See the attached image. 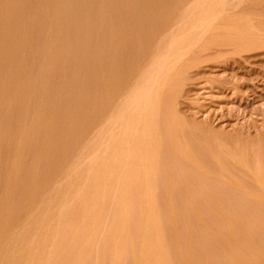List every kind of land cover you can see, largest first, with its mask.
<instances>
[{
	"label": "rangeland",
	"instance_id": "374dc122",
	"mask_svg": "<svg viewBox=\"0 0 264 264\" xmlns=\"http://www.w3.org/2000/svg\"><path fill=\"white\" fill-rule=\"evenodd\" d=\"M0 264H264V0H0Z\"/></svg>",
	"mask_w": 264,
	"mask_h": 264
},
{
	"label": "bare ground",
	"instance_id": "6f19581e",
	"mask_svg": "<svg viewBox=\"0 0 264 264\" xmlns=\"http://www.w3.org/2000/svg\"><path fill=\"white\" fill-rule=\"evenodd\" d=\"M103 1H104V0H103ZM108 1H109V0H108ZM155 1H156V0H155ZM166 1H167V0H166ZM102 3H103V2H102ZM122 3H123V2H122ZM115 4H116V3H115ZM167 4H168V3H167ZM125 5H126V4H125ZM122 6H123V5H122ZM143 6H144V5H143ZM100 7H101V6H100ZM122 9H123V8H122ZM128 9H129V8H128ZM142 9H143V8H142ZM147 10H148V8H147ZM169 10H170V9H169ZM108 11H109V10H108ZM143 11H144V10H143ZM171 11H172V10H171ZM110 12H111V11H110ZM120 12H121V11H120ZM120 12H119V13H120ZM122 12H123V11H122ZM169 12H170V11H169ZM98 13H99V12H98ZM103 13L105 14L104 11H103ZM111 13H112V12H111ZM115 13H116V12H115ZM126 13H127V12H126ZM154 13H155V11H154ZM175 13H176V12H175ZM108 14H109V13H108ZM143 14H144V13H143ZM157 14H158V13H157ZM118 15H119V14H118ZM123 15H124V14H123ZM134 15H135V14H134ZM96 16H97V15H96ZM112 16H113V15H112ZM109 17H110V16H109ZM119 17H120V16H119ZM157 17H158V16H157ZM159 17H160V16H159ZM102 18H104V17H102ZM102 18H101V20H102ZM105 18H106V17H105ZM107 18H108V17H107ZM107 18H106V19H107ZM114 18H115V16H114ZM125 18H126V17H125ZM127 18H128V17H127ZM160 18H161V17H160ZM164 18H165V17H164ZM167 18H168V17H167ZM99 19H100V18H99ZM106 19H105V20H106ZM108 19H109V18H108ZM165 19H166V18H165ZM114 20H115V19H113V17H112L111 20L109 19V20L106 21V22H107L106 25L108 26V31H107L108 34L105 33L106 31H105V29H104V28L106 27L105 24H104L105 21H104V22L101 21V22L99 23V24H100V25H99V27H100V29H99V30H100V34H99V33H97V34H99L101 40H103V41H101V40L98 38V39L100 40L99 42H100V44H101V45L99 44V45H100L99 48L102 49V51H103V49H105V47H104V46H105V45H104V42H105L106 38H104V37H107V38H108V41L105 42V43H108V42H109L108 44L110 45V47H112V46H114V45L117 47V44L115 43V42H117V41H116L117 38L115 37V32H116V28H117V27H116V24H118V23H116L115 21H119V18H118V20H117V18H116L115 21H114ZM133 20H134V19H133ZM155 20H156V19H155ZM96 21H97V20H96ZM156 21H157V20H156ZM106 22H105V23H106ZM131 22H132V21H131ZM131 22H130V23H131ZM153 22H154V21H153ZM108 23H109V25H108ZM115 23H116V24H115ZM124 23H125V22H124ZM102 24H104V25H103L104 27L102 26ZM112 24H115V25H114V27H116L115 29H114V27H113ZM159 24H161V23H159ZM118 25H119V24H118ZM125 25H126V24H125ZM130 25H131V24H130ZM162 25H163V24H162ZM166 25H167V24H166ZM139 26H140V25H139ZM156 26H157V25H156ZM145 27H148V26H145ZM136 28H137V27H136ZM142 28H143V27H142ZM152 28H153V27H152ZM160 28H161V27H160ZM118 29H119V26H118L117 30H118ZM121 29H123V28H121ZM128 29H129V28H128ZM131 29H132V28H131ZM134 29H135V28H134ZM135 30H136V29H135ZM151 30H152V29H151ZM86 31H87V30H86ZM124 32H125V31H124ZM126 32H128V31H126ZM118 33H119V32H118ZM138 33H139V32H138ZM87 34H88V33H87ZM105 34H107V35H105ZM116 34H117V33H116ZM90 35H91V34H90ZM118 35H119V34H117V36H118ZM87 36H88V35H87ZM145 36H146V35H145ZM118 37H119V36H118ZM122 37H123V35H122ZM122 37H121V38H122ZM136 37H137V36H136ZM140 37H142V36H140ZM140 37H139V38H140ZM139 38H138V39H139ZM154 38H155V37H154ZM98 39H97V40H98ZM119 39H120V37H119ZM126 39H127V38H126ZM138 39H137V40H138ZM141 39H142V38H141ZM149 39H150V38H149ZM83 40H84V39H83ZM97 40H96V42H97ZM117 40H118V39H117ZM84 41H85V40H84ZM86 41H87V40H86ZM146 42H147V41H146ZM119 43H120V41H119ZM141 43H142V42H141ZM125 44H126V43H125ZM99 45H98V46H99ZM95 46H96V45H95ZM119 46H120V45L118 44V47H119ZM133 46H134V44H133ZM140 46H141V45H140ZM116 47H115L114 49H113V47L111 48V50H114V51H112V52H115L116 49H117V50L119 49V48H116ZM138 47H139V46H138ZM106 48H108V50H109L110 53H111V50L109 49V46H108V45L106 46ZM125 48H126V47H125ZM88 49H89V48H88ZM141 50H142V48H141ZM100 51H101V50H100ZM104 51H105V50H104ZM106 51H107V50H106ZM128 51H129V50H128ZM130 51H131V50H130ZM135 51H136V50H135ZM144 51H145V50H144ZM131 52H132V51H131ZM110 53H109V57H110ZM116 53L118 54V52H115V54H116ZM107 54H108V53H107ZM113 54H114V53H113ZM117 54H116V55H117ZM99 55H100V54H99ZM116 55H115V56H116ZM124 55H125V54H124ZM127 55H128V54H127ZM133 55H134V54H133ZM141 55H142V54H141ZM135 56H136V55H135ZM138 56L140 57V53H139ZM94 57H96V56L94 55ZM104 57H105V56H104ZM109 57H108V62H109V59H110ZM111 57H112V56H111ZM116 57H117V56H116ZM142 57H143V56H142ZM144 57H145V56H144ZM102 58H103V57H102ZM113 58H115V57H113ZM98 59H99V58H98ZM100 60H101V59H100ZM100 60H99V61H100ZM103 60H104V58H103ZM103 60H101V61H103ZM106 60H107V59H106ZM113 60H114V59H113ZM116 60H117V59H116ZM101 61H100V62H101ZM111 61H112V60H111ZM143 61H145V60H143ZM108 62H107V63H108ZM112 62H113V61H112ZM120 62H121V61H120ZM103 63H104V62H103ZM115 63H116V62H115V60H114V64H113V65H111V63H108L109 66H106V65H107V64H106V65H105L106 67L104 66V67L100 70V71H102L101 73L105 75L107 72L112 71L111 68H113V66L115 65ZM135 63H136V62H135ZM140 63H141V61H140ZM118 64H119V63H118ZM125 64H126V63H125ZM102 65H104V64H102ZM116 65H117V64H116ZM119 65H120V64H119ZM128 65H129V64H128ZM131 65H132V64H131ZM117 66H118V65H117ZM107 67H108V68H107ZM124 67H125V66H124ZM137 67H138V66H137ZM98 68H99V67H98ZM116 68H117V67H116ZM114 69H115V67H114ZM126 69H127V68H126ZM122 70H123V69H122ZM131 70H132V69H131ZM144 70H145V69H144ZM116 71H117V70H116ZM116 71L113 70V71H112V74H113V72H115V73L117 74L118 72H116ZM135 71H136V70H135ZM142 71H143V70H142ZM132 72H133V71H132ZM101 73H100V74H101ZM110 73H111V72H110ZM115 73H114V75H115ZM129 73H130V72H129ZM142 73H144V71H143ZM10 74H11V73H10ZM108 74H109V73H108ZM112 74H109V75H107V76H110V75H111V77L113 78L114 75L112 76ZM120 74H121V73H120ZM132 74H134V72H133ZM137 74H138V73H137ZM144 74H146V73H144ZM135 75H136V73H135ZM141 75H142V74H140V76H141ZM101 76H102V75H101ZM107 76L105 75V77H107ZM130 76L133 77V78H135V76H132V75H130ZM99 77H100V76H99ZM102 77H103V76H102ZM116 77H117V75H116ZM116 77H114V79H115ZM119 78H120V76H119ZM140 78L142 79V77H140ZM116 79H117V78H116ZM121 79H122V78H121ZM106 80H108V79H106ZM112 80H113V79H112ZM129 80H130V79H129ZM129 80H128V81H129ZM131 80H132V79H131ZM138 80H139V79H138ZM81 81H82V80H81ZM95 81H96V80H95ZM98 81H99V80H98ZM102 82H103V81H102ZM105 82H106V81H105ZM105 82H103V84H104L103 86H105ZM108 82H109V81H108ZM118 82H119V81H118ZM81 83H82V82H81ZM110 83H111V82H110ZM110 83H108V84L110 85ZM133 83H134V82H133ZM135 83H136V82H135ZM137 83H139V85H140V82H139V81H138ZM143 83H144V82H142V84H143ZM106 84H107V83H106ZM108 84H107L106 86H108ZM112 84H113V82H112ZM114 84H115V83H114ZM121 84H122V83H121ZM126 84H127V83H126ZM115 85H116V84H115ZM117 85H118V84H117ZM136 85H137V84H136ZM136 85H135L134 87H137ZM118 86H119V85H118ZM118 86H117V87H118ZM121 86H122V85H121ZM140 86H141V85H140ZM143 86H144V85H143ZM108 87H109V86H108ZM110 87H112V86L110 85ZM100 88H101V85H100ZM103 88H104V87H103ZM105 89H106V88H105ZM110 89H112V88H110ZM116 89H117V88H116ZM116 89H115V90H116ZM129 89H130V87H129ZM141 89H142V88H141ZM93 91H94V90H93ZM102 91H103V90H102ZM104 91L106 92V90H104ZM107 91H108V88H107ZM116 91H117V90H116ZM122 91H123V90H122ZM127 91H129V90H128V87H127ZM137 91H138V90H137ZM101 93H102V92H101ZM106 93H107V92H106ZM110 93H111V92H110V90H109V93H108L109 96H110ZM128 93H129V92H128ZM14 95H15V94H14ZM101 95L103 96V94H101ZM128 95H130V94H128ZM128 95H127V96H128ZM102 96H101V97H102ZM106 96H107V95H106ZM131 96H132V95H131ZM135 96H136V95H135ZM107 97H108V96H107ZM126 98H127V97H126ZM132 98H133V96H132ZM136 98H137V97H136ZM136 98H135V99L133 98L134 101L136 100ZM11 99H12V98H11ZM96 100H97V99H96ZM105 100H106V99H105ZM112 100H113V99H112ZM114 100H115V98H114ZM116 100H117V99H116ZM123 100H124V99H123ZM128 100H129V99H128ZM117 101H118V100H117ZM119 101H120V100H119ZM140 101H141V100H140ZM12 102H13V101H12ZM98 102H100V101H98ZM121 102H122V101H121ZM121 102H120V104H121ZM123 102H124V101H123ZM138 102H139V101H138ZM127 103H128V102H127ZM134 103L136 104V102H134ZM104 104H105V102H104ZM111 104H112V103H111ZM114 104H115V103H114ZM114 104H113V105H114ZM117 104H118V103H117ZM129 104H130V103H129ZM135 104H134V106H135ZM99 105H100V104H99ZM116 106H117V105H116ZM121 106H122V105H121ZM129 106H130V105H129ZM102 107H103V106H102ZM104 107H105V106H104ZM118 107H120V105H118ZM123 107H124V106H123ZM123 107H122V108H123ZM109 108H110V107H109ZM120 108H121V107H120ZM120 108H119V109H120ZM127 108H128V106H127ZM134 108H135V107H134ZM142 108H143V107H142ZM98 109H99V108H98ZM120 110H121V109H120ZM123 110H124V109H123ZM139 111H140V110H139ZM136 112H137V111H136ZM99 114H100V113H99ZM136 114H137V113H136ZM138 114H139V113H138ZM114 115H115V113H114ZM114 115H113V116H114ZM132 115H133V114H132ZM110 116H111V114H110ZM105 117H106V116H105ZM129 118H130V117H129ZM110 119H111V118H110ZM115 121H116V120H115ZM103 122H104V121H103ZM138 122H139V121H138ZM107 123H108V122H107ZM125 123H126V122H125ZM131 123H132V122H131ZM111 126H112V123H111ZM126 126H127V125H126ZM102 127H103V126H102ZM125 128H126V127H125ZM111 129H112V128H111ZM89 130H90V129H89ZM120 130H121V129H120ZM122 130H123V129H122ZM109 131H110V130H109ZM88 132H89V131H88ZM89 133H90V132H89ZM125 133H126V132H125ZM113 134H114V133H113ZM100 135H101V134H100ZM107 135H108V134H107ZM117 135H118V134H117ZM118 136H119V135H118ZM137 136H138V135H137ZM109 138H110V137H109ZM110 139H111V138H110ZM119 139H120V138H119ZM117 141H118V140H117ZM123 141H124V140H123ZM101 143H102V142H101ZM109 143H110V142H109ZM112 145H114V144H112ZM135 147H136V146H135ZM111 148H112V146H111ZM102 149H103V148H102ZM109 150H110V149H109ZM115 150H116V149H115ZM115 150H114V151H115ZM133 151H134V150H133ZM122 152H123V151H122ZM107 153H108V152H107ZM109 153H110V152H109ZM99 154H100V153H99ZM131 157H132V156H131ZM104 158H105V157H104ZM106 158H107V157H106ZM135 158H136V157H135ZM108 159H109V158H108ZM104 161H105V160H104ZM112 162H113V161H112ZM107 167H108V166H107ZM114 170H115V169H114ZM29 195H31V194H29ZM26 196H27V195H26ZM28 198H29V197H28ZM27 201H28V200H27ZM27 204H28V203H27ZM25 253H26V252H25ZM4 257H5V256H4ZM8 258H9V257H8ZM30 260H31V259H30Z\"/></svg>",
	"mask_w": 264,
	"mask_h": 264
}]
</instances>
